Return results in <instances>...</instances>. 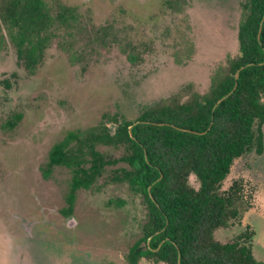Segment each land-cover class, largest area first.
<instances>
[{
	"label": "rangeland",
	"instance_id": "374dc122",
	"mask_svg": "<svg viewBox=\"0 0 264 264\" xmlns=\"http://www.w3.org/2000/svg\"><path fill=\"white\" fill-rule=\"evenodd\" d=\"M44 1L52 15L67 8L75 18L55 30L42 62L29 70L7 37L0 46V264H128L147 210L111 178L125 164L80 189L66 217L59 210L71 171L55 165L44 175L48 151L103 113L133 120L172 95L185 100L187 89L207 92L238 54L245 0ZM107 126L113 132L116 124ZM98 148L114 158L122 152ZM187 179L199 187L193 173ZM220 190L237 216L214 238L245 244L264 261V146L234 159Z\"/></svg>",
	"mask_w": 264,
	"mask_h": 264
},
{
	"label": "trees",
	"instance_id": "16d2710c",
	"mask_svg": "<svg viewBox=\"0 0 264 264\" xmlns=\"http://www.w3.org/2000/svg\"><path fill=\"white\" fill-rule=\"evenodd\" d=\"M238 25V54L214 77L207 92L188 90L143 108L133 120L103 113L98 124L68 130L48 151L44 175L62 165L71 171L63 216L73 213L77 191L90 188L107 166L147 210L141 236L125 255L166 264H264L238 241L219 242L214 231L237 216L220 186L234 159L264 146V0H245ZM75 18L52 15L44 0H0V46L6 37L29 69L41 62L55 30ZM74 20V19H73ZM131 58L135 57L130 55ZM16 115V119L20 118ZM116 127L110 132L107 123ZM122 148L112 157L98 147ZM193 173L199 187L188 183Z\"/></svg>",
	"mask_w": 264,
	"mask_h": 264
},
{
	"label": "flooded vegetation",
	"instance_id": "af4514ba",
	"mask_svg": "<svg viewBox=\"0 0 264 264\" xmlns=\"http://www.w3.org/2000/svg\"><path fill=\"white\" fill-rule=\"evenodd\" d=\"M78 191H79V190H78ZM78 191H77V192H78Z\"/></svg>",
	"mask_w": 264,
	"mask_h": 264
}]
</instances>
